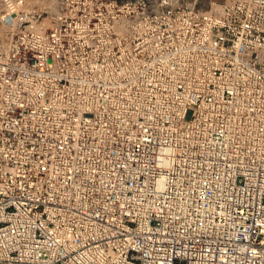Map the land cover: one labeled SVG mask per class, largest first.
<instances>
[{
	"label": "built area",
	"instance_id": "2783aa9c",
	"mask_svg": "<svg viewBox=\"0 0 264 264\" xmlns=\"http://www.w3.org/2000/svg\"><path fill=\"white\" fill-rule=\"evenodd\" d=\"M0 264H264V0H0Z\"/></svg>",
	"mask_w": 264,
	"mask_h": 264
}]
</instances>
